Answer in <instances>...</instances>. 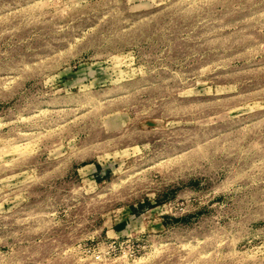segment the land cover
I'll use <instances>...</instances> for the list:
<instances>
[{
  "label": "rangeland",
  "instance_id": "rangeland-1",
  "mask_svg": "<svg viewBox=\"0 0 264 264\" xmlns=\"http://www.w3.org/2000/svg\"><path fill=\"white\" fill-rule=\"evenodd\" d=\"M0 264H264V0H0Z\"/></svg>",
  "mask_w": 264,
  "mask_h": 264
}]
</instances>
